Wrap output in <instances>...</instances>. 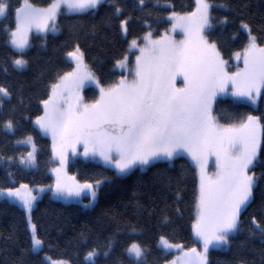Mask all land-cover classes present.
<instances>
[{
  "label": "trees",
  "instance_id": "trees-1",
  "mask_svg": "<svg viewBox=\"0 0 264 264\" xmlns=\"http://www.w3.org/2000/svg\"><path fill=\"white\" fill-rule=\"evenodd\" d=\"M34 7L49 6L53 0H27ZM7 3L6 15L0 17V87L6 88L11 99L0 107V191L22 184L50 186L54 165L52 142L34 125L43 114V101L52 93V85L72 72L74 64L69 53L80 48L85 61L99 79L101 86H111L123 76L117 62L135 53L131 41L141 43L148 33L159 37L171 29L167 17L172 11L187 14L194 11L196 0H160L171 8L154 6L146 0L141 8L137 0H105L96 10L65 15L61 9L56 32H32L29 47L21 52L10 43V31H15V10L24 0H2ZM213 27L207 28V39L215 44L223 59L234 63L235 54L245 50L248 25L259 44L264 45V0H208ZM122 12L115 14V8ZM127 19L126 35L121 21ZM226 19V23L223 21ZM27 61L17 69L13 61ZM7 69V71H5ZM99 91L85 89V99L93 102ZM22 101V102H21ZM217 121L226 126L239 125L247 117L256 116L262 124L259 158L252 172L255 186L252 200L241 212L239 227L229 237L226 249L213 248L208 264H264V235L253 221L264 227V91L257 106L239 102L226 95L214 104ZM11 121L13 131L4 125ZM32 139L36 147V166L27 168L20 162L27 157ZM69 171L81 182H102L98 202L93 207L81 203H64L44 194L33 210V222L42 250L31 251L30 232L24 209L0 197V264H49L46 256L66 260L71 264L85 262V254L93 248L103 251L113 242L108 257L99 256L95 264H134L125 249L139 243L148 249L147 264H166L175 253L161 247V237L186 248L199 246L194 236L199 176L196 167L185 156L159 161L146 170L136 169L121 176L99 162L73 159ZM159 244V247H158Z\"/></svg>",
  "mask_w": 264,
  "mask_h": 264
},
{
  "label": "snow or ice",
  "instance_id": "snow-or-ice-1",
  "mask_svg": "<svg viewBox=\"0 0 264 264\" xmlns=\"http://www.w3.org/2000/svg\"><path fill=\"white\" fill-rule=\"evenodd\" d=\"M24 3L25 8L15 10L16 30L9 33V43L21 54L28 47L27 31L33 28L38 32L57 31L55 17L61 7L65 9V15L83 13L96 10L105 0H53L45 9L30 6L27 0ZM137 3L143 8L146 0H137ZM152 3L154 6L172 7L168 3L161 5L160 0H152ZM197 4V12L200 13L198 30L202 32L213 27L209 9L215 5L208 4L207 0H197ZM7 8V3L0 0V17L6 15ZM121 12L120 7L115 8L117 16ZM167 19L175 21L173 30L179 27L189 32V17L172 11ZM49 21H53L51 29ZM226 22L225 19L223 23ZM127 23V19L121 21L125 33ZM243 27L247 29V25ZM131 43L136 46V41ZM140 52L130 82L122 79L107 92L100 89V99L93 105L77 103L78 111L73 110L71 88L67 82L79 89L86 81L95 82V79L86 71L65 74L59 83L51 86L52 95L42 102L45 115L39 117L36 124L43 132L50 133L53 139L59 136L62 140L75 138L77 142H83L85 156L100 157L119 174L127 173L137 165L143 167L161 159L170 161L181 152L189 153L201 170L195 234L202 242V252L191 249L193 258L186 260L185 264H207L210 246L227 245L229 234L239 227L240 213L249 203L255 186V173L249 174V170L257 161L259 148L258 118L249 116L247 122L239 126H220L212 115V105L218 94L227 92L229 82L233 85V96L245 97L255 103L261 87H264V47H257L255 38L250 37L244 56V71L233 76L223 71L224 62L219 59L215 44L202 50L190 49L184 41L176 45L162 38L150 41ZM69 56L75 57L78 62L81 60L76 52L69 53ZM13 64L17 69H23L27 61L16 59ZM117 66L123 68L124 60L118 61ZM80 67L78 63L77 68ZM175 75L184 76L183 89L172 86ZM57 89L60 91L57 92ZM5 98L11 99V94L0 87V107ZM4 127L8 131L14 130L11 121ZM213 148L219 150L216 155L220 170L215 179L204 174V153ZM58 155L63 163V155ZM25 162L34 164V152L21 159V163ZM27 187L21 185L20 188L9 189L7 193L0 191V197L16 198L30 214L36 196L26 191ZM85 189L91 190L90 194L95 198L93 185L66 188L58 179L54 195L80 196ZM253 223L264 235V227L255 221ZM35 230L36 225L30 224L31 251L38 253L42 250L43 241L33 234ZM180 247L166 243V248ZM112 251L113 242L109 240L102 252L93 248L85 254L84 260L95 264L99 256L108 257ZM125 251L134 264H147L148 249L141 244L132 243ZM184 256L189 257V253H184Z\"/></svg>",
  "mask_w": 264,
  "mask_h": 264
},
{
  "label": "rangeland",
  "instance_id": "rangeland-1",
  "mask_svg": "<svg viewBox=\"0 0 264 264\" xmlns=\"http://www.w3.org/2000/svg\"><path fill=\"white\" fill-rule=\"evenodd\" d=\"M207 3L209 4L208 0H207ZM28 5H30V4L28 3ZM30 6L34 7L33 5H30ZM48 7L49 6L43 7V8H38V7H35V8H37V9H45V8H48ZM197 7H198V4H197V0H196V7H195L194 11H192L190 13H187V14H177V15L182 16V17H189L190 18L189 19V27H190L189 32H185L179 27H176L175 30H173L174 25H175V21H171V23H172L171 29L167 33H165V34H163V35H161L159 37H153L152 35L149 37L148 34H147L141 43H138L136 41V46H132V43H131L130 44V51L131 52H136L133 64H132V66L129 65L130 55H128L124 59H122L125 62V66L123 68H120V67L117 66V69L120 72L123 73V76H121L118 81L124 79L126 82H130L133 79V77H134V68H135V65H136V57L141 55L140 49L141 48H146L147 44L150 41H158V40H161L163 38L166 41L171 42V43L176 44V45H179L181 41H184L186 46L189 47L190 49H200V50L205 49V48H207L208 45L213 44L212 42H210L207 39V36H206L207 28L204 29L202 32H200L198 30V23H199L200 13L197 12ZM20 8H25V3H23L22 7H20ZM61 9H64V8L61 7ZM61 9L59 10V13H60ZM192 13H196V15L195 16H191ZM209 14H210V9H209ZM58 15L55 17V25L57 24ZM52 23H53V21H49V29H51ZM243 30L248 35V44H247L245 50H242L239 53H237V54H239V56H237V54H235L234 63L233 64H231L228 61H226L225 59H223V57L219 53V59L224 62L223 63V71L228 76H233L237 72H241L242 73L244 71V67H245L244 66L245 51H246V49L249 46L250 37H254V35L252 34V32L250 30V27L248 25H247V29H245L243 27ZM49 31H51V30H49ZM32 32H38V31L35 28L27 31L26 38L28 40V47H29V36H30V34ZM39 33H45V32H39ZM125 35H126V33H125ZM133 41H135V40H133ZM255 43H256L257 47H264V45H261V44L258 43L256 38H255ZM27 48H25L24 50H26ZM77 49H78V51H77ZM77 49L72 51L71 53L76 52V55L81 56V60L79 62L76 60L75 57H70V56L68 57L71 60V62L74 64V68H73L72 72H77V73H79L80 71L90 72L92 74V76L94 77L95 82L86 81L84 83V85L82 87H80L79 89H76L75 87H73V85L70 82H67V86L69 88H71V100H72V103H73V110L74 111H78L79 110L78 107H77V103L79 105H93V104H95L100 99V95H101L100 89H104V91L107 92L110 87H112V86H114L116 84L115 83V84H113L111 86H106V87L105 86H101L100 83H99L98 77L91 70V68L87 65L83 52L80 50V48H77ZM216 51H218L217 47H216ZM78 63L81 66L79 69L77 68V64ZM70 80H71V78H70ZM91 86L98 89L99 95H98V98L95 101L88 102L85 99V89L88 88V87H91ZM172 86L175 87L176 89H183L185 87L184 76L183 75H175L174 79L172 81ZM232 88H233V85H232V83L229 82L227 84V89H228L227 92L220 93V94L217 95V97L214 100L213 105H212V115L214 117H215V115H214V104H215L216 100L219 97L229 95V96L233 97L235 100H237L239 102L250 103V104H252L254 106H257L260 103V100H261V97H262V94H263V91H264V87H261L260 94H259L257 100L255 101V103H253L251 100H249V99H247L245 97H235V96H233L231 94L232 93ZM59 91H60V89H57V92H59ZM51 95H52V93H51ZM77 98H78V101H77ZM45 110H46L45 109V105L43 104V114L41 116H39V117H43L45 115ZM39 117H37L35 119V121H34L35 127L37 129H39L42 132V134L45 135L46 137H48L51 140V142H52V152H53L54 165L52 166V168L50 170V174L53 177V183L50 186H35V187H31V186L27 185L28 187H27L26 191H29V192H31V194L33 196H36V200L33 202V208H32V211H31L30 214H28L26 212V210L24 209L22 203L19 200H17L16 198H9L7 196H2L1 197V199H6V200H8V201H10L12 203H15V204L19 205L22 209H24V211L26 213V217H27L28 228H29L30 224H34V222H33V210H34V208L36 206L37 201L39 199H41L44 196V194H46V193H50L53 198H55L57 200H60V201H62L64 203H81V204L85 205L86 207H93L98 202V193H99V188H100L102 182H100L98 184L97 182L90 183V182H81V181H79L77 179V177L75 175L71 174L70 171H69V164H70V162L73 159L81 158L83 160L96 161V162H99V163H101V164H103V165H105L107 167H110V168L114 169L117 172V170L115 168H113L111 165L107 164L100 157L85 156L84 155L85 146H84L83 142H77L75 138L68 139V140H62L59 136L56 139H53V137H52V135L50 133L43 132L40 129L39 125L36 124V120ZM252 117H256V116H252ZM256 118H258V117H256ZM215 120H216V123L218 125L224 126V127H228L226 125H223V124L219 123L217 121L216 117H215ZM245 122H247V119L243 123H245ZM239 125H232V126H239ZM257 125H258L257 135H258V138H259V148H258V158H259V153H260L261 143H262V124H261V121H260L259 118L257 120ZM26 144L30 147V152H34L35 162L32 165H29L27 162L22 163V165H24L25 167L30 169V168H34L36 166V161H37L36 147H35L32 139L26 141ZM224 147L226 148L227 145H225ZM89 149H91V145H89ZM217 151H219V150L216 149V148H213L210 152H205L204 153V158H205V161H204V174L207 175L208 177L213 178V179L216 178V175H217L218 171L220 170L218 165H217V155H216ZM58 153L63 155V163L61 162V156L58 155ZM177 156H185V157H187L191 161V163L196 167L197 173H198V176H199V189H200V178H201L200 166L192 158V156L189 153H187V152H181ZM177 156H175V157H177ZM220 156H221V163H222L223 162V152L222 151L220 152ZM175 157H173L172 160H174ZM258 158H257V160H258ZM172 160H170V162ZM159 161H169V160H167V159L156 160V161L151 162L149 165L143 166V167L137 165V166L133 167L127 173L120 174V175L121 176L128 175V174L132 173L136 169L146 170L151 164L159 162ZM55 169H59L60 171L56 172V171H54ZM249 174H252V168L249 170ZM58 179L60 180L61 184L63 186H65L66 188L75 189L78 186H82L84 184L93 185V190L96 192L95 198H93L91 196V194H90L91 190H88V189H85L81 193L80 196L73 195L71 197H63V196L54 195ZM22 185H26V184H22ZM20 186H18L16 188H20ZM16 188H14V189H16ZM8 190L9 189H2L1 191L7 193ZM22 191H25V190L22 189ZM252 194H253V192H252ZM251 200H252V197H251L250 201ZM250 201H249V203H250ZM248 204H247V206H248ZM198 205H199V195H198V203H197L196 221H197V219L199 217V206ZM239 218H240V216H239ZM195 224H196V222H195ZM236 232L237 231H235L233 233H230L229 237L231 235L235 234ZM33 234L37 236L36 230H35V233H33ZM194 236H195L196 241L199 243V246H195V247H191V248H186V247H184L181 244H177V245H181L182 246L180 248H166V243H170V242L168 240H166V239H162L161 240V247L164 250H166L167 252L175 253V258L172 261L167 262L166 264H185L186 260L193 258L192 254L190 253V250L193 249V248H195L197 250V253H201L202 252V242L200 241V239L195 234V227H194ZM229 237H228V244H229ZM172 244H174V243H172ZM228 244L225 245V246H220V247H215V248L216 249H226L228 247ZM42 247L43 246H41V248ZM213 248L214 247L210 246L209 251L207 253V264L209 263V252ZM184 253H189V257H185ZM46 258H47L46 260L49 262V264H71L70 262H68L66 260H55V259H52V258H50L48 256H46Z\"/></svg>",
  "mask_w": 264,
  "mask_h": 264
}]
</instances>
